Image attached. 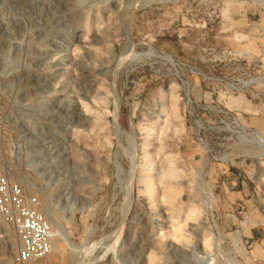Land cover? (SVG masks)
Here are the masks:
<instances>
[{
    "label": "rangeland",
    "instance_id": "1",
    "mask_svg": "<svg viewBox=\"0 0 264 264\" xmlns=\"http://www.w3.org/2000/svg\"><path fill=\"white\" fill-rule=\"evenodd\" d=\"M80 262L264 264V0H0V264Z\"/></svg>",
    "mask_w": 264,
    "mask_h": 264
},
{
    "label": "built area",
    "instance_id": "2",
    "mask_svg": "<svg viewBox=\"0 0 264 264\" xmlns=\"http://www.w3.org/2000/svg\"><path fill=\"white\" fill-rule=\"evenodd\" d=\"M20 237L18 258L21 262L37 261L51 252V231L39 217L26 215L16 224Z\"/></svg>",
    "mask_w": 264,
    "mask_h": 264
},
{
    "label": "bare ground",
    "instance_id": "3",
    "mask_svg": "<svg viewBox=\"0 0 264 264\" xmlns=\"http://www.w3.org/2000/svg\"><path fill=\"white\" fill-rule=\"evenodd\" d=\"M166 120V119H165ZM166 122V121H165ZM163 124H165V123H163ZM150 128H151V126H150ZM155 128L158 130V131H161L162 129H163V127H160L159 126V124H157V125H155ZM152 129V128H151ZM155 130V129H154ZM156 137V136H155ZM150 166H147L146 168H145V170L144 171H148V170H150V169H152V168H150ZM152 171H153V169H152ZM175 173V172H174ZM164 174V173H163ZM156 175V174H155ZM154 175V176H155ZM166 176V175H165ZM152 177V176H151ZM169 177V176H168ZM158 178V177H157ZM149 180V179H148ZM157 180V179H156ZM155 182V181H154ZM153 182V183H154ZM148 183V182H147ZM152 183V182H151ZM150 184V183H149ZM152 186V185H151ZM58 232H60V231H58ZM57 233V232H56ZM56 235V234H55ZM52 236V235H51ZM57 237V236H56ZM58 239H60L62 242H64L67 246H68V248L70 247V249L72 248V249H75L76 248V246L70 241V239H69V237H68V235L65 233V232H63V231H61V233H59V236H58ZM52 241H54V239L52 240ZM69 249V250H70ZM78 249V248H77ZM76 251H80L79 249L78 250H76ZM75 251V252H76ZM81 252V251H80ZM76 254V253H75ZM81 254V253H80ZM81 260V259H80ZM97 262V261H96ZM80 264H81V262H80ZM84 264V263H83ZM90 264H92V263H90Z\"/></svg>",
    "mask_w": 264,
    "mask_h": 264
}]
</instances>
